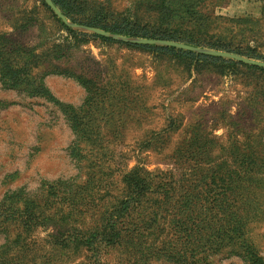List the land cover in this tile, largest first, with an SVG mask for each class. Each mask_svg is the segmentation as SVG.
Here are the masks:
<instances>
[{"label": "rangeland", "instance_id": "374dc122", "mask_svg": "<svg viewBox=\"0 0 264 264\" xmlns=\"http://www.w3.org/2000/svg\"><path fill=\"white\" fill-rule=\"evenodd\" d=\"M77 1L174 38L0 0V264H264V0Z\"/></svg>", "mask_w": 264, "mask_h": 264}, {"label": "trees", "instance_id": "16d2710c", "mask_svg": "<svg viewBox=\"0 0 264 264\" xmlns=\"http://www.w3.org/2000/svg\"><path fill=\"white\" fill-rule=\"evenodd\" d=\"M56 5L62 10V12L70 17L73 21L91 27H100L107 31L123 34L127 36H139V37H147V38H168L173 39L174 37L162 33H158L156 31L150 30L148 27L132 22L127 18H115L109 19V14L104 12H87L83 5L77 0H53ZM86 33V32H81ZM103 39H110L104 36L98 35ZM144 47H148L155 51H162L169 54H173L176 56H195L194 52L188 50H180L174 47L167 46H150L145 45ZM199 58H204L206 55H198ZM264 58V56H261ZM17 72V76L19 71L16 69H12ZM12 70H7L6 73L10 74L11 77L15 74Z\"/></svg>", "mask_w": 264, "mask_h": 264}]
</instances>
